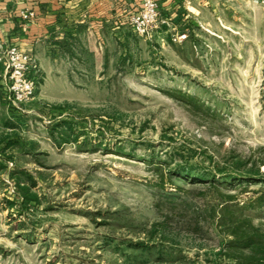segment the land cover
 <instances>
[{
  "label": "rangeland",
  "instance_id": "1",
  "mask_svg": "<svg viewBox=\"0 0 264 264\" xmlns=\"http://www.w3.org/2000/svg\"><path fill=\"white\" fill-rule=\"evenodd\" d=\"M137 1L57 19L31 101L0 66V264H237L224 207L264 232V0H157L143 36Z\"/></svg>",
  "mask_w": 264,
  "mask_h": 264
},
{
  "label": "crops",
  "instance_id": "2",
  "mask_svg": "<svg viewBox=\"0 0 264 264\" xmlns=\"http://www.w3.org/2000/svg\"><path fill=\"white\" fill-rule=\"evenodd\" d=\"M131 0H0V50L16 44L31 53L37 61L51 60L50 39L57 29L60 17L73 19V23L82 24L92 14L108 13L114 7L128 8L136 4ZM161 5V4H160ZM32 10L35 17L23 21L21 11ZM58 19V20H57ZM65 25V24H64ZM65 29V26L63 27ZM3 68V66L0 64Z\"/></svg>",
  "mask_w": 264,
  "mask_h": 264
},
{
  "label": "built area",
  "instance_id": "3",
  "mask_svg": "<svg viewBox=\"0 0 264 264\" xmlns=\"http://www.w3.org/2000/svg\"><path fill=\"white\" fill-rule=\"evenodd\" d=\"M138 5L129 16V23L138 35H150L159 28L164 20L160 18L159 4L157 0H138ZM23 21H29L35 17L32 10L21 11ZM178 39L186 38V34H178ZM0 64L3 66V90L8 102L12 104L31 101L37 92L38 81L35 77L37 62L35 57L17 46L11 44L0 50Z\"/></svg>",
  "mask_w": 264,
  "mask_h": 264
},
{
  "label": "trees",
  "instance_id": "4",
  "mask_svg": "<svg viewBox=\"0 0 264 264\" xmlns=\"http://www.w3.org/2000/svg\"><path fill=\"white\" fill-rule=\"evenodd\" d=\"M183 173L189 175L188 171ZM22 189L25 190L24 187ZM24 195L26 199H35V195H27L26 190ZM229 209L224 207L219 218V221L223 220L219 226L229 237L226 241L227 255L234 258L237 264H264V232L252 224L249 217L235 216Z\"/></svg>",
  "mask_w": 264,
  "mask_h": 264
}]
</instances>
